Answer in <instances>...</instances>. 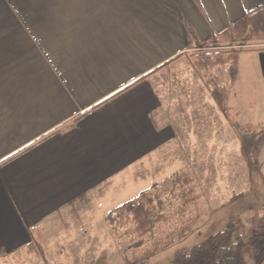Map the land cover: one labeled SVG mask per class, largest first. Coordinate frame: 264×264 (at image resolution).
I'll use <instances>...</instances> for the list:
<instances>
[{
  "label": "crops",
  "instance_id": "0c3cea01",
  "mask_svg": "<svg viewBox=\"0 0 264 264\" xmlns=\"http://www.w3.org/2000/svg\"><path fill=\"white\" fill-rule=\"evenodd\" d=\"M262 6L264 0H0V258L38 247L67 213L108 190L153 189L174 175L190 188L202 175L211 183L214 152L229 146L226 135L235 130L227 120V129L215 125L213 105L173 101L172 90L181 89L170 90L166 78L186 65L197 76L190 60L197 46ZM246 51L260 54L264 72V43ZM247 112L246 126L264 125V101L232 114ZM173 160L181 169H163ZM246 171L250 176L251 169H231L226 182L238 189Z\"/></svg>",
  "mask_w": 264,
  "mask_h": 264
},
{
  "label": "rangeland",
  "instance_id": "374dc122",
  "mask_svg": "<svg viewBox=\"0 0 264 264\" xmlns=\"http://www.w3.org/2000/svg\"><path fill=\"white\" fill-rule=\"evenodd\" d=\"M54 2L61 5L81 6V0H54ZM250 44L242 49L248 50ZM238 49L231 46H204L201 52H228ZM248 54L242 53L233 63L197 73V76L187 65L177 75L171 73L166 78L167 82L170 81V90L173 86L181 89V92L175 93L172 90V100L180 101L184 105L205 102L213 105L215 125H218L219 129L220 126L227 129L226 119L211 97L212 87L232 88V99L228 104L232 113H236L254 100L264 101L263 61L260 54L251 57L247 56ZM254 66L258 68L256 71L258 75L249 72ZM235 77H238L239 81L233 84ZM250 115L248 112L244 113L239 119L233 114L234 121L240 128L246 127ZM229 129V135L225 134L228 138L224 141V143L228 142L229 146H223L219 142L220 145L214 152L212 182L206 183L205 176L202 175L199 176L196 185L193 186V181L192 188L188 186V189H193L194 197L199 198L183 213L182 194L185 186L182 181L184 177L181 175L168 176L167 179L172 177L169 182L161 183L153 189L142 191L130 187L126 191H121L118 196H114L113 191L108 190L102 196L96 197L91 204L81 207V212L67 213L63 221L56 224V229L49 233V237L44 236L36 254L23 252L15 256L3 257L0 258V264H139L141 262L170 264L176 254L189 252L210 236L224 231L229 225L230 218L235 220V237L240 236L245 242V264H255L254 251L248 245V240L264 219V179L258 166L259 163L264 165V151L261 154L262 158L256 157L257 150L264 145V130L258 134ZM243 140L249 145L253 158L252 166L245 157ZM182 159L183 164H190L188 154ZM199 160L204 162L202 158ZM163 164H165L163 169L182 167L178 160ZM231 169H251L250 176L246 171L244 185L238 187L239 185L236 184L238 189L231 186L233 183L231 180L230 183L226 182L224 173L230 172ZM168 173L169 171H166L160 178ZM143 192H149L155 201L157 211L165 216L164 221L155 224L152 233L144 238L136 233L133 220L119 229L116 228L118 217L109 216L110 212ZM240 194L244 196L232 200L228 205L233 195Z\"/></svg>",
  "mask_w": 264,
  "mask_h": 264
},
{
  "label": "trees",
  "instance_id": "16d2710c",
  "mask_svg": "<svg viewBox=\"0 0 264 264\" xmlns=\"http://www.w3.org/2000/svg\"><path fill=\"white\" fill-rule=\"evenodd\" d=\"M257 15H260L259 22L255 21L254 18ZM248 43H264V6L253 14L248 15L241 23L231 25L205 43L208 47L231 46L238 47V50L202 53L203 44L198 45V51L190 56L192 66L197 73L225 67L236 61L240 54L247 52L242 48ZM173 62L168 63L163 68L168 67ZM211 97L215 101L219 111L223 114L225 119L230 122L231 127L235 131L239 132L244 130L249 133L256 132L259 134L260 131L264 130V125L259 127L246 126L240 128L235 123V118L228 106L230 98L229 86L213 88L211 90ZM242 144L245 150V157L252 166L253 158L250 154L249 145L244 140ZM190 183V181L184 182L185 188L182 194V199L184 200L182 213L190 207L193 201L199 198L194 197L193 189H188ZM114 215L118 217L116 228H124L133 220L136 226V233L142 238L150 235L155 224L161 223L165 219V216L159 214L157 211L155 201L149 193H144L138 198L127 202L109 213L110 217ZM109 219L108 217L107 220L109 221ZM228 222L229 225L224 231L210 236L202 244L194 247L189 252L176 254L170 264H245V242L242 237H235L236 224L234 218H230ZM248 245L254 251L255 264H264V219L259 228L253 232L248 240ZM36 252L37 247L33 243L29 247L28 253L32 255L36 254ZM139 264H148V262H141Z\"/></svg>",
  "mask_w": 264,
  "mask_h": 264
}]
</instances>
